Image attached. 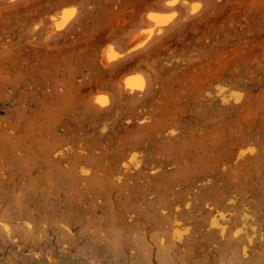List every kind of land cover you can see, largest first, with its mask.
<instances>
[{"label": "rangeland", "instance_id": "374dc122", "mask_svg": "<svg viewBox=\"0 0 264 264\" xmlns=\"http://www.w3.org/2000/svg\"><path fill=\"white\" fill-rule=\"evenodd\" d=\"M172 6L0 0V264H264V0Z\"/></svg>", "mask_w": 264, "mask_h": 264}, {"label": "bare ground", "instance_id": "6f19581e", "mask_svg": "<svg viewBox=\"0 0 264 264\" xmlns=\"http://www.w3.org/2000/svg\"><path fill=\"white\" fill-rule=\"evenodd\" d=\"M154 12H155V10L154 11L147 10V12H145L141 15L139 25L145 28L144 31L137 33V34H134V35H133V32H130L128 34L129 43L126 45V48L124 51L126 55L127 54L128 55L134 54V53H137V52L141 51L142 49H144L148 45L153 34L162 33L163 31H165L168 28V25H170L169 20L165 23L163 21H154L152 19H149L150 15L151 16H160ZM160 17H163V16H160ZM68 19L69 18H64L59 24L55 23L57 25L53 26V32H57L60 30V28L64 27V25L68 22ZM113 55L115 56V58H111ZM119 56H121V55H119L117 53L115 54L112 51L111 47L107 46V49L105 48V51L101 56L100 63L102 66L106 67L113 62H117L116 60ZM135 77H139V76L134 75V74L133 75L128 74V75H124L119 80L118 85L120 87V92L123 96L131 98V99H137L141 95V93L143 92V89L145 88L144 87L145 84L143 83L142 79H140L138 81V80L134 79ZM104 96L100 95V94H96L92 98L93 105L95 106V108L102 109L107 105V99Z\"/></svg>", "mask_w": 264, "mask_h": 264}, {"label": "snow or ice", "instance_id": "6c2138e0", "mask_svg": "<svg viewBox=\"0 0 264 264\" xmlns=\"http://www.w3.org/2000/svg\"><path fill=\"white\" fill-rule=\"evenodd\" d=\"M169 6H172L176 3V0H168ZM193 12H195L198 8L199 5L198 4H194L193 6ZM75 10L74 9H68L65 11V18H68L71 14H74ZM175 13H172L169 16H164V17H160V16H149V19H152L154 21H163V22H167L169 19H171L172 17H174ZM111 58H115V56L113 55ZM134 79L136 80H140V77H135ZM142 83V82H141Z\"/></svg>", "mask_w": 264, "mask_h": 264}]
</instances>
